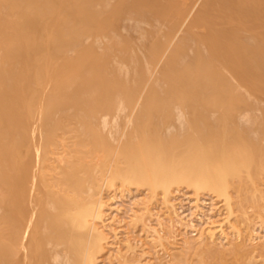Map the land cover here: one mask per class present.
<instances>
[{
    "label": "bare ground",
    "instance_id": "bare-ground-1",
    "mask_svg": "<svg viewBox=\"0 0 264 264\" xmlns=\"http://www.w3.org/2000/svg\"><path fill=\"white\" fill-rule=\"evenodd\" d=\"M118 185L162 194L168 231L145 225L171 257L233 236L264 252L233 195L264 205V0H0V264H100L125 237Z\"/></svg>",
    "mask_w": 264,
    "mask_h": 264
},
{
    "label": "rangeland",
    "instance_id": "rangeland-1",
    "mask_svg": "<svg viewBox=\"0 0 264 264\" xmlns=\"http://www.w3.org/2000/svg\"><path fill=\"white\" fill-rule=\"evenodd\" d=\"M198 6H199V4L197 5L196 9L198 8ZM248 186H250L249 182H248ZM181 187L182 186H180L178 188L176 186L174 187L175 190L173 189V193H172V198H174V199H172V200L175 202V204L177 205V207L181 213L188 214L189 217H191L190 214H191L193 209L191 208L190 199L195 200V197H196L195 194L196 193L193 192L192 190L188 189L186 186H183L182 188ZM262 187H264V185H262ZM126 189H127V192H126ZM116 194L118 195L117 198H113ZM103 195H104V198L107 199L108 202L113 204L114 206L117 204L119 205L122 202H124V203H122L123 204L122 206L124 207L123 210L119 211V213H116L117 211H115L113 209L114 210L113 212L110 211V217H112L111 219L115 218L112 225H114V226L123 225L124 226L123 227L124 230L123 229L121 230L122 232L120 234V237L122 236V233L125 237L124 238L122 237V239L121 238L115 239V238L111 237V240H113L114 243H116V246H114L115 244L111 245V247L114 248L113 249L114 252L111 251L112 248L110 247V250H108L109 252L105 253L106 257L103 256L101 259L102 261L100 260V264H146V257L153 258V259L155 258L154 261L158 260V262L156 261V264L161 263L160 261H162L161 264H170L169 262L172 263L175 260H177V261L175 263L173 262V264H264V252L262 251L261 247H260L261 248L260 249L258 246L257 250H260V251H258L259 254L261 252H263V254H260V256H259V254L257 252V254L255 256L254 252L256 253L257 250L256 251L253 250L251 245H249V244L243 246V244L241 242H239V241H241V239L240 238L238 239L235 236L231 237L233 245L225 243L226 246L225 245L223 246V248L226 247L225 248L226 251H225V249H223L221 247V244H220V246L219 245H215V246L212 245V247H208L206 245H201L202 246L201 247V246H199V244H195L194 247H192V245H191V247H189V248L188 247L187 248H181L180 250H182L183 252H181L179 249H178L179 251L176 249L177 250V251L175 250L176 255L172 252L175 256H173V254H172V257H171L170 253L166 252L167 249H163V248L161 249L162 246H160V245L158 246V240H155V238H154L153 241L155 240V242L151 241V239L153 237L150 236L151 232L147 231V230H150L151 227H155L157 225L156 228L158 227V229H161V231L163 233V232L168 231L167 226L170 227V221H171V220H169L170 219V213H171L169 211L170 208H169V206L167 207V203H165V200L162 197L161 193H158L156 196L152 197L150 191L148 189H146L145 187L143 188V186L128 185L127 187H125L123 185H118L117 187L105 188ZM207 195L208 194H202V198H207L208 200H212V202L215 204V208H217V209H214L215 211L213 212V214L216 213V215H215L216 219H221L222 218L221 216H223V213H225L227 211L226 206H225V202H223L224 200H221L220 197L215 196V195L214 196H210V195L207 196ZM233 195H234L235 201H236L235 209H236V217L238 219V220H236V222L238 224H240V228L242 227L243 229L242 228L241 229L244 231L245 234H247V232L250 230V227H254L255 225L257 226V224H254V223H256V221H260V218H258V215L260 214V215H262V217H264V205H263L261 200H258L259 201L258 207L252 206L254 198L252 197V190L250 188L242 191L240 193V195H238L235 191H233ZM140 197L142 198L141 200H140ZM143 198L146 199V201L143 200ZM136 199H138V200H136ZM135 200L139 204L138 203L136 204ZM144 202H147L148 205L150 204L149 205V208H150L149 212H146L145 206L143 204ZM131 204H132V206H131ZM202 205H204V208H206L205 210L208 209V204H202ZM135 212L137 214V216L135 215L136 217H134V215H132ZM154 212H155V215H154ZM152 213H153V215H152ZM160 213H162V215ZM220 213H222V214H220ZM114 214H115V216H114ZM156 214H158V215L156 216ZM130 215H131V217H130ZM159 215H161V217L165 220L162 221L161 220L162 218L157 219V217ZM122 216L124 218H126V220L124 222L125 224L119 223V219H121ZM187 216L185 217V219L189 218V217L187 218ZM194 218H197V217H194ZM159 219L165 223V224L162 223L163 226L158 225ZM167 220H168V222H167ZM195 221L199 224V221H197V220H195ZM135 222H136V224H135ZM148 222L150 223V225L149 224H147V225H149L151 227H148L145 225ZM251 224H254V226H252ZM263 225H264V222H263ZM199 226L201 227V225H198V227ZM263 229H264V227H263ZM263 229L259 228V231L260 230L262 231V232L260 231V233H264ZM106 231L108 232V234H110L109 228H106ZM178 231H179V229H178ZM178 231L176 229V232H178ZM128 233L131 234V236H132V238H129L131 243H132L131 248L125 242V240H126L125 238L131 237L130 235L128 236ZM235 240H237V241H235ZM234 241L236 242V245H239L238 242L241 243V246L245 249H243L241 247L242 251H240L238 253L231 252L232 249L236 246V245L234 246ZM117 243L119 245L121 244L122 248H124V249H122L121 246H119ZM155 244L157 245V247H154V246H156ZM229 245H231V246H229ZM245 246L251 247V249L253 251L251 250V252H250L249 248H248V250H246ZM119 247L122 250H120ZM153 248H155V249H153ZM218 250H224L225 253H223V252L219 253ZM121 251L123 254H120ZM160 251L163 252L164 257L160 255L161 254ZM118 252H119V254H118ZM148 254L149 255L152 254V256L149 257ZM166 254H168L169 257L172 258V260L174 257V260L172 261V260H170L171 258L168 257L169 258V262H168L167 261L168 258H165L168 256ZM122 255H124V256H122ZM143 256H146V257H143ZM159 256H161V257H159ZM159 258H161V259H159ZM163 258H165V259H163ZM139 259L142 260V262L143 261H145V262H143V263L139 262ZM123 260H124V262H123ZM163 260H164V262H163ZM252 260H254V261H252Z\"/></svg>",
    "mask_w": 264,
    "mask_h": 264
}]
</instances>
